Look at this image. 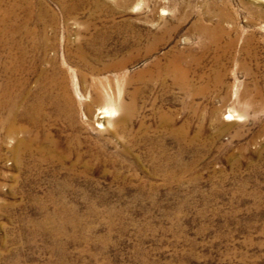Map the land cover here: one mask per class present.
I'll use <instances>...</instances> for the list:
<instances>
[{
	"label": "rangeland",
	"instance_id": "1",
	"mask_svg": "<svg viewBox=\"0 0 264 264\" xmlns=\"http://www.w3.org/2000/svg\"><path fill=\"white\" fill-rule=\"evenodd\" d=\"M32 1L60 38L112 36L95 74L64 60L62 39L79 114L16 121L55 141L50 158L6 137L3 32L25 11L0 0V264H264V0ZM74 72L127 105L106 130L109 98L90 112Z\"/></svg>",
	"mask_w": 264,
	"mask_h": 264
},
{
	"label": "bare ground",
	"instance_id": "2",
	"mask_svg": "<svg viewBox=\"0 0 264 264\" xmlns=\"http://www.w3.org/2000/svg\"><path fill=\"white\" fill-rule=\"evenodd\" d=\"M19 4H22V9L25 11V17L23 18V20H25L17 28H13L14 30H12V32H3L4 45H6L7 48L12 49L8 55V59L10 60L7 62L5 61L6 65L4 69L7 73V80L4 83L2 90V111H4L6 117L4 120L5 126H3L6 129V137H14L13 135H16L19 132L25 134L26 137H29V140L27 141L18 140L20 147L23 149H30L31 147L29 146L36 143L41 149L46 150L43 152H46L45 154L51 158L49 153L56 148L57 145L55 141L47 138L48 136L45 137L46 139H43V141L41 139L38 141L36 138L30 137L26 127H17L18 125L15 127L16 121L27 118L31 123V126L34 129H37L43 125V120H51L53 116L55 120L73 118L78 109V99L74 96L76 94L73 93L71 89V83L69 82V69L61 64L62 62H59L61 60L59 47L63 44L61 43L62 39H64L63 41L65 42V50L63 53L64 60H67V63H76L83 69L88 70L91 74H95L98 68L96 69V65L94 66L93 63L102 60L104 48L112 35H109L110 31L106 28L93 29L92 26L84 24L85 26L77 27L75 29L65 26V30L63 31L64 36L63 38H60L59 35L61 32H59L60 28L57 24V15H49L52 18V24H46L44 20L49 13L47 10L46 12H43V10L40 9L42 6L40 2L36 3V6L37 4L40 6L39 11L36 13L34 12L36 6H34L32 0H20ZM24 5L27 6L24 7ZM62 8L63 11L67 13L68 6L63 5ZM13 17L15 16L13 15ZM35 22L36 25H32ZM72 36H74V39L71 38ZM13 50H15L16 53L15 51L13 53ZM101 72L103 73V71ZM76 75L79 77L78 80L81 83V85L79 83L81 91V94H79L85 99L83 104L90 112L93 111L92 106L94 104L101 103L105 97L109 98V103L106 107L99 111L100 116H98L97 121V128L106 130V119L109 117L112 118V116L120 109L125 110L127 105H115L116 103L114 104V99L110 94V96L103 94V83L101 80L91 79V84H87V81L89 80L87 76L81 72L76 73ZM34 76L37 78V90L31 91V89L29 90L28 88L29 81L31 80L30 77ZM89 90L94 93L91 98L85 95ZM69 129L70 127L68 130ZM37 134L39 137L38 132Z\"/></svg>",
	"mask_w": 264,
	"mask_h": 264
}]
</instances>
